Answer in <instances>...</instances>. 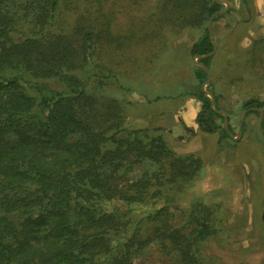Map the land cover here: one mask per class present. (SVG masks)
I'll list each match as a JSON object with an SVG mask.
<instances>
[{
	"label": "trees",
	"instance_id": "1",
	"mask_svg": "<svg viewBox=\"0 0 264 264\" xmlns=\"http://www.w3.org/2000/svg\"><path fill=\"white\" fill-rule=\"evenodd\" d=\"M63 1L0 0V264H134L153 241L170 264H205L200 245L215 232L209 209L183 208L187 218L176 226L167 206L197 178L201 160L176 154L161 136L93 126L94 43L115 37L107 22L96 32L86 17L56 31ZM195 2L199 26L221 9L216 0ZM212 50L204 27L190 48L203 65L194 69L195 119L201 131L227 135L212 87L201 88ZM243 108L264 112V100L251 97ZM137 164L146 166L141 177L120 184ZM146 222L155 223L142 238Z\"/></svg>",
	"mask_w": 264,
	"mask_h": 264
},
{
	"label": "rangeland",
	"instance_id": "2",
	"mask_svg": "<svg viewBox=\"0 0 264 264\" xmlns=\"http://www.w3.org/2000/svg\"><path fill=\"white\" fill-rule=\"evenodd\" d=\"M220 2V10L226 11L211 21L216 49L206 67L210 82L201 88L212 87L218 113L227 116V135L220 129L203 132L195 119L201 108L194 73L199 64L190 48L210 20L201 26L196 22L201 3L65 0L55 30L71 32L79 17L93 22L96 32L100 24L108 23L115 39L94 43L89 69L100 78L89 85L96 99L90 115L93 126L106 131L120 125L145 136H161L176 154L198 157L202 166L197 178L167 204L175 212H170L172 223L179 226L187 218L183 208L203 205L209 209L207 222L215 231L200 245L199 256L205 264H264V126H258L260 112L249 109L238 130L243 103L251 97L264 100V0ZM217 122L223 126L222 118ZM144 171V164L135 165L120 184L129 179L134 182ZM154 223L143 224L142 238L151 235ZM170 262L165 248L155 241L133 259L134 264Z\"/></svg>",
	"mask_w": 264,
	"mask_h": 264
},
{
	"label": "water",
	"instance_id": "3",
	"mask_svg": "<svg viewBox=\"0 0 264 264\" xmlns=\"http://www.w3.org/2000/svg\"><path fill=\"white\" fill-rule=\"evenodd\" d=\"M216 1H218V2H220V0H216ZM226 11V9L225 10H220V11H218V12H215L211 17H210V20H209V22H208V32H209V35H210V38H211V27H210V25H211V21L213 20V18L217 15V14H221V13H223V12H225ZM212 39V38H211ZM212 43H213V50L211 51V52H209L208 53V55H211V54H213L214 53V51H215V49H216V44L213 42V40H212ZM198 58V57H197ZM196 63H198L197 61H196ZM199 65H201V66H203L201 63H198ZM205 70H206V72H207V75H208V77H209V71H208V69L207 68H205ZM210 82V78H208V80H207V82H206V84H208ZM208 93V92H207ZM209 94V93H208ZM209 95H211V94H209ZM211 107L212 108H214V98L211 96ZM255 109H257L259 112H260V119H259V121H258V126H259V128L261 127V123H262V113H261V110L259 109V108H255ZM249 109H245V111L243 112V114H242V118H241V123H240V126H239V132H240V130H241V126H242V122H243V118H244V116H245V113L248 111ZM216 111L217 112H219L220 113V110H218V109H216ZM226 121H227V116L225 115V114H223V126H224V128L226 129V131L228 132V128H227V125H226ZM229 133V132H228ZM231 136H232V134H230Z\"/></svg>",
	"mask_w": 264,
	"mask_h": 264
}]
</instances>
